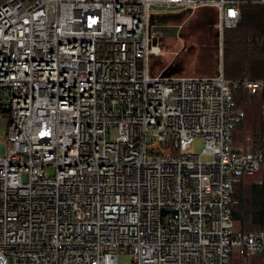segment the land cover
<instances>
[{
  "label": "built area",
  "instance_id": "built-area-1",
  "mask_svg": "<svg viewBox=\"0 0 264 264\" xmlns=\"http://www.w3.org/2000/svg\"><path fill=\"white\" fill-rule=\"evenodd\" d=\"M242 4L264 0H0V264L264 253V230L230 218L233 175L264 171V152L232 148L229 131L232 87L255 95L264 80H227L221 61L213 77L147 75L155 14L215 8L221 57ZM195 137L209 161L188 152Z\"/></svg>",
  "mask_w": 264,
  "mask_h": 264
},
{
  "label": "trees",
  "instance_id": "trees-1",
  "mask_svg": "<svg viewBox=\"0 0 264 264\" xmlns=\"http://www.w3.org/2000/svg\"><path fill=\"white\" fill-rule=\"evenodd\" d=\"M238 9L240 16L237 23L224 30L221 57L216 29L217 10L203 7L193 12H196L193 20L195 28L194 33L189 35V48L200 75L212 77L216 66L217 75L221 61L223 77L227 80H264V5L242 4ZM168 15L167 21L179 22L184 17L183 12ZM231 92L230 110L240 111L241 114L235 116L236 120L230 124V145L238 151L264 152L261 112L253 113L254 106L250 102L251 97H257L264 105V92L251 96L241 85L232 87ZM1 112L6 116L5 111L0 109ZM246 129L250 130L247 150L242 143ZM231 184L230 218L234 226L243 234L264 230V171L250 175L235 174ZM231 263L264 264V253L249 255L242 249L234 248Z\"/></svg>",
  "mask_w": 264,
  "mask_h": 264
},
{
  "label": "rangeland",
  "instance_id": "rangeland-1",
  "mask_svg": "<svg viewBox=\"0 0 264 264\" xmlns=\"http://www.w3.org/2000/svg\"><path fill=\"white\" fill-rule=\"evenodd\" d=\"M178 13V12H176ZM184 17L181 21H167L168 14L160 13L155 14L156 23L160 25L163 29L162 35L157 40V45L159 46L161 53L158 55H149L148 57V69L147 75L150 78L160 77V78H195V77H208L207 75H200L196 70L194 65L193 55L190 51L189 35L194 33L196 12L187 13L183 12ZM164 20V21H162ZM216 75L217 66L213 70ZM210 77V76H209ZM252 96V95H251ZM254 96V95H253ZM250 102L254 109L253 113L261 112V118L264 126V105L261 104L257 97H251ZM261 109H260V107ZM8 118L0 115V137L4 138L7 132ZM258 130V127H257ZM115 129H110L108 133V138L112 140L115 138ZM243 139V145L245 150H247L249 145L250 130L246 129ZM203 140L201 137H195L192 143L188 147V152L201 156L203 162H207L211 159L209 155L202 154ZM250 148V147H249ZM46 172L53 174L54 171L51 167L46 168ZM117 264H132V257L129 254H118Z\"/></svg>",
  "mask_w": 264,
  "mask_h": 264
},
{
  "label": "water",
  "instance_id": "water-1",
  "mask_svg": "<svg viewBox=\"0 0 264 264\" xmlns=\"http://www.w3.org/2000/svg\"><path fill=\"white\" fill-rule=\"evenodd\" d=\"M150 18H151V23H153V21H152L153 20V16H151ZM154 148H158V145H155Z\"/></svg>",
  "mask_w": 264,
  "mask_h": 264
}]
</instances>
